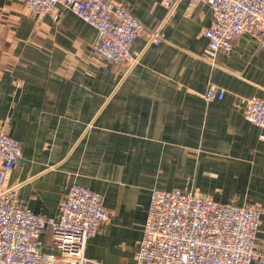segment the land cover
Here are the masks:
<instances>
[{
	"label": "crops",
	"instance_id": "1",
	"mask_svg": "<svg viewBox=\"0 0 264 264\" xmlns=\"http://www.w3.org/2000/svg\"><path fill=\"white\" fill-rule=\"evenodd\" d=\"M121 1L144 25L126 72L95 55V29L72 11L0 0V120L21 144L8 174L15 204L56 218L71 184L98 192L109 217L85 257L135 264L151 191H191L259 209L254 250L264 251V129L242 114L244 99L264 100V50L242 34L211 65L207 5ZM157 29L163 42L147 45ZM209 85L221 100L203 99Z\"/></svg>",
	"mask_w": 264,
	"mask_h": 264
},
{
	"label": "built area",
	"instance_id": "2",
	"mask_svg": "<svg viewBox=\"0 0 264 264\" xmlns=\"http://www.w3.org/2000/svg\"><path fill=\"white\" fill-rule=\"evenodd\" d=\"M175 1L161 5L168 10ZM201 3L212 13L202 33L207 41L203 60L213 65L242 34L253 36L264 50V0H190L192 6ZM56 6L95 29L97 57L124 72L137 62L131 49L144 25L121 0H22V8L35 15L51 14ZM159 33L153 31L147 45L161 44ZM224 92L209 85L203 99L221 100ZM244 102L243 117L264 129V100L254 96ZM5 128L0 120V264H96L84 250L109 217L102 195L71 184L56 218L17 206L8 174L20 160L21 144ZM259 215V209L221 204L191 191L153 189L135 264H264V251L254 250ZM46 235L52 251L43 249Z\"/></svg>",
	"mask_w": 264,
	"mask_h": 264
}]
</instances>
